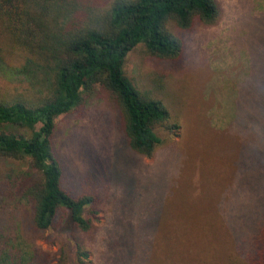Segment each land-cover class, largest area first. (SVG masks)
Listing matches in <instances>:
<instances>
[{
  "label": "rangeland",
  "instance_id": "374dc122",
  "mask_svg": "<svg viewBox=\"0 0 264 264\" xmlns=\"http://www.w3.org/2000/svg\"><path fill=\"white\" fill-rule=\"evenodd\" d=\"M115 1L88 0L85 8L104 18ZM216 2L212 23L169 22L183 41L178 57L144 44L126 57L128 78L171 114L155 126L163 142L152 155L132 149L108 91L97 88L57 118L63 188L98 198V219L80 235L85 262L62 226L35 227L33 203L19 186L28 161L0 155L3 264H248L264 225V0ZM0 45H14L2 16ZM12 51L0 63V99L49 95L42 73L14 71L26 57Z\"/></svg>",
  "mask_w": 264,
  "mask_h": 264
},
{
  "label": "trees",
  "instance_id": "16d2710c",
  "mask_svg": "<svg viewBox=\"0 0 264 264\" xmlns=\"http://www.w3.org/2000/svg\"><path fill=\"white\" fill-rule=\"evenodd\" d=\"M86 1L0 0V16L14 43L0 45V63L21 49L26 61L14 71L42 73L49 89L38 102L0 99V155L28 161L30 169L22 173L19 186L33 203L35 227L69 231L81 263L89 251L80 235L93 228L99 204L92 193L74 196L62 186L63 169L53 143L57 118L97 88L108 91L122 110L132 149L152 155L163 142L155 126L171 114L128 78L126 57L138 44L157 56L178 57L183 41L170 31L169 22L187 29L196 19L212 23L219 14L216 0H116L104 18H92ZM252 241L248 264H264V225Z\"/></svg>",
  "mask_w": 264,
  "mask_h": 264
}]
</instances>
